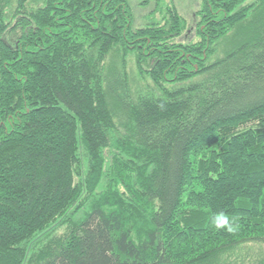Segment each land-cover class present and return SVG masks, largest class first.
Returning <instances> with one entry per match:
<instances>
[{"label":"trees","instance_id":"16d2710c","mask_svg":"<svg viewBox=\"0 0 264 264\" xmlns=\"http://www.w3.org/2000/svg\"><path fill=\"white\" fill-rule=\"evenodd\" d=\"M137 1L0 0V264H264V0Z\"/></svg>","mask_w":264,"mask_h":264},{"label":"rangeland","instance_id":"374dc122","mask_svg":"<svg viewBox=\"0 0 264 264\" xmlns=\"http://www.w3.org/2000/svg\"><path fill=\"white\" fill-rule=\"evenodd\" d=\"M132 1V14L134 17V25L135 27H141L148 23L156 21V17L152 15L153 6L152 4L147 7L140 6L137 0ZM199 4V0H162V8L173 7L177 10V12L190 23L191 18L194 12L197 10ZM111 68H120L121 60L117 53H113L108 60ZM126 71L128 74V81L132 91H135L143 82L137 76L135 71V66L133 64L132 58H129L128 64L126 65ZM65 230L64 227L56 228L53 234H61ZM262 253L264 254V245L261 247Z\"/></svg>","mask_w":264,"mask_h":264}]
</instances>
